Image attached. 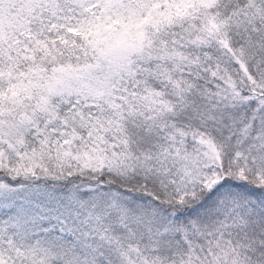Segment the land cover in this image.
Here are the masks:
<instances>
[{"label":"snow or ice","instance_id":"obj_1","mask_svg":"<svg viewBox=\"0 0 264 264\" xmlns=\"http://www.w3.org/2000/svg\"><path fill=\"white\" fill-rule=\"evenodd\" d=\"M0 264H264V0H0Z\"/></svg>","mask_w":264,"mask_h":264}]
</instances>
